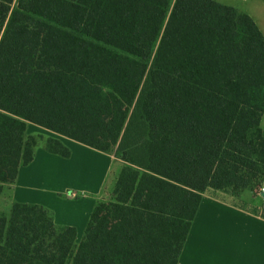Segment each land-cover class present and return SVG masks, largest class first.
Listing matches in <instances>:
<instances>
[{
    "label": "trees",
    "instance_id": "obj_1",
    "mask_svg": "<svg viewBox=\"0 0 264 264\" xmlns=\"http://www.w3.org/2000/svg\"><path fill=\"white\" fill-rule=\"evenodd\" d=\"M263 116L264 34L233 6L0 0V195L41 141L71 156L29 124L126 165L80 243L43 206L0 210V264H179L207 190L264 184Z\"/></svg>",
    "mask_w": 264,
    "mask_h": 264
},
{
    "label": "crops",
    "instance_id": "obj_2",
    "mask_svg": "<svg viewBox=\"0 0 264 264\" xmlns=\"http://www.w3.org/2000/svg\"><path fill=\"white\" fill-rule=\"evenodd\" d=\"M27 133L59 140L72 149V155L64 159L50 153L44 142L38 147L39 143L33 162L20 169L16 184L5 187L3 195L9 192L10 210L15 202L43 206L57 226L75 228L80 243L97 202L107 200L105 184L115 158L34 124H29ZM76 151L81 154L77 158ZM87 151L99 155L94 156L98 167L90 172L82 168ZM259 189H247L239 196L230 190H207L179 264H264V199Z\"/></svg>",
    "mask_w": 264,
    "mask_h": 264
},
{
    "label": "rangeland",
    "instance_id": "obj_3",
    "mask_svg": "<svg viewBox=\"0 0 264 264\" xmlns=\"http://www.w3.org/2000/svg\"><path fill=\"white\" fill-rule=\"evenodd\" d=\"M219 1L223 4L233 6L236 9L252 16L264 34V1L262 0H219ZM261 128L264 130V116L261 119ZM37 133L38 132H35L34 134L37 135ZM68 141L71 143L82 145L80 143L74 142L73 140H68ZM41 146H44L43 141L40 142V145L38 147H41ZM82 146H85V145H82ZM68 148L71 150V155H72V149L70 147ZM85 148H88L92 152H96L87 146H85ZM91 151H87V153L84 154L85 157L82 159V161L85 163L82 168L86 172H90L96 169L99 165V163L94 159V156L99 157L98 153H92ZM80 155L81 154L76 151V158L79 157ZM111 156L115 158L114 155H111ZM69 158H64V159H69ZM102 158L105 159L104 157ZM114 160H115V164L113 165V169L111 173L109 174L106 180V184H105V194H106L107 200L111 199L112 192L115 187V181H116L117 175L126 166L124 163L118 162L116 161V159ZM96 164H97V167H96ZM76 183H77V180H76ZM7 192L8 191H6V194L4 195L3 194L0 195V210L8 214L10 211V204H9L10 196H9V192L8 193Z\"/></svg>",
    "mask_w": 264,
    "mask_h": 264
},
{
    "label": "built area",
    "instance_id": "obj_4",
    "mask_svg": "<svg viewBox=\"0 0 264 264\" xmlns=\"http://www.w3.org/2000/svg\"><path fill=\"white\" fill-rule=\"evenodd\" d=\"M259 194L263 197L264 199V184L260 187L259 189Z\"/></svg>",
    "mask_w": 264,
    "mask_h": 264
}]
</instances>
